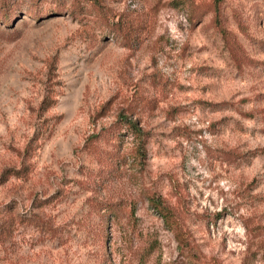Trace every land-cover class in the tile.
I'll return each instance as SVG.
<instances>
[{
  "label": "rangeland",
  "instance_id": "obj_1",
  "mask_svg": "<svg viewBox=\"0 0 264 264\" xmlns=\"http://www.w3.org/2000/svg\"><path fill=\"white\" fill-rule=\"evenodd\" d=\"M170 1L49 17L51 0H6L7 23L0 0V264H264V0H223L242 65L213 13L192 22ZM130 110L144 159L123 130L127 161L106 175L85 143ZM98 203L122 211L102 218Z\"/></svg>",
  "mask_w": 264,
  "mask_h": 264
},
{
  "label": "trees",
  "instance_id": "obj_2",
  "mask_svg": "<svg viewBox=\"0 0 264 264\" xmlns=\"http://www.w3.org/2000/svg\"><path fill=\"white\" fill-rule=\"evenodd\" d=\"M55 5L54 9L48 12L49 17L58 16L62 13L71 12L74 17L87 13L90 8L91 11H96L100 16L105 15L104 5L102 0H51ZM171 4L175 7H186L189 11L190 20L192 22L199 21L203 16L208 13H213V23L216 29L221 33L222 38L229 48L231 55L235 59L238 65L243 63L249 64L253 61L247 56L243 45L235 34L229 31L225 26V17L222 13L223 0H213L207 9L201 11V4L196 0H171ZM2 9H5L2 19L4 22H9L13 18L10 7L4 0ZM7 11V12H6ZM90 11V12H91ZM120 20L119 31L123 32L125 40H128V36L131 33L133 27L131 25L122 24ZM139 28V27H137ZM135 115V111H122L118 115V119L111 126L104 128L100 133L91 135L86 143L85 148L95 155L98 162L102 165L103 169L100 171L106 175H109L115 168L121 164V159L124 158V163L127 161V156H123L120 153V145H117V134L121 131L126 133H132L140 138L139 149L137 150L140 159H144L146 153V137L145 133L139 126V121L135 120L132 116ZM109 144L113 147L112 151L103 150V146ZM141 162V161H140ZM151 205L155 211L164 220L166 227L174 234L179 246L183 252L194 257L196 244L192 239L191 234L184 228L182 220L175 209L165 205L156 195L149 197ZM98 212L102 218H116L122 211L120 204L117 203H98Z\"/></svg>",
  "mask_w": 264,
  "mask_h": 264
}]
</instances>
